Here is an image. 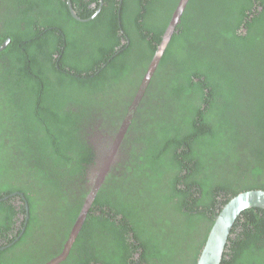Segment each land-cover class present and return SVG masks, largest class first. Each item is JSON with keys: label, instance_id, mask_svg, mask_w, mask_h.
<instances>
[{"label": "trees", "instance_id": "trees-1", "mask_svg": "<svg viewBox=\"0 0 264 264\" xmlns=\"http://www.w3.org/2000/svg\"><path fill=\"white\" fill-rule=\"evenodd\" d=\"M72 2L82 20L67 0H0V264L62 253L93 187L92 128L116 135L147 74L58 264H197L223 206L264 189V0H188L155 67L181 0ZM221 264H264V209L237 218Z\"/></svg>", "mask_w": 264, "mask_h": 264}, {"label": "water", "instance_id": "water-1", "mask_svg": "<svg viewBox=\"0 0 264 264\" xmlns=\"http://www.w3.org/2000/svg\"><path fill=\"white\" fill-rule=\"evenodd\" d=\"M67 1L73 16L76 17L77 19H80L81 17L77 14L72 4V1L71 0H67ZM183 9H184L183 4L181 6L179 5V7L177 8L173 21L170 24V27L168 28L167 32L163 36V41L160 44L159 49L153 59L152 66L155 67L156 64L159 62L161 56L163 55L166 44L169 42L172 34L175 31L176 21L179 19ZM4 46L5 44L2 45V47L0 46V50L4 48ZM121 135H123L122 130L120 131L119 136L116 138L115 145L112 146L111 149L105 148L106 155H101V157L98 158V165H99L97 168L98 180L94 188L92 189L90 195H88L85 205L78 217L76 224L74 225V228L72 230V237L69 240V243L67 244V247L64 251L65 253L61 255L57 260H60V258H63L65 255L67 256V254L69 253V249L71 248L76 236L78 235L84 223V220L87 216V213L94 201L98 187L104 181L108 170L116 160L114 154L117 150V146L119 145L120 142L119 138L121 137ZM250 208L264 209V189H250V190L241 191L235 196H233L223 206V208L215 215L214 224L210 229L208 238L198 258L197 264L222 263L224 253L226 250V244L228 242L232 228L235 222L237 221V218L242 214V212ZM27 215L29 217V214Z\"/></svg>", "mask_w": 264, "mask_h": 264}, {"label": "flooded vegetation", "instance_id": "flooded-vegetation-1", "mask_svg": "<svg viewBox=\"0 0 264 264\" xmlns=\"http://www.w3.org/2000/svg\"><path fill=\"white\" fill-rule=\"evenodd\" d=\"M100 1H101V4L99 5V7L97 9L96 14H98L100 12V10L102 9L101 5L103 4L104 0H100ZM187 1L188 0H181L180 6L183 4V7H185L184 5H186ZM72 4H73V2H72ZM93 5H95V4L93 3ZM1 8H3V6ZM4 9H5V6H4ZM4 16H5V10L3 11V17ZM80 20H82V18H80ZM10 41H11V39L8 38L2 44V45L5 44L4 48L10 43ZM2 45H1V47H2ZM4 48H2V49H4ZM148 80H149V74L146 75V78L144 80V83H143L144 86L142 87L143 91L145 90V87H146L145 84L148 82ZM143 91H140L139 92L138 96L136 97V100L133 102V105L130 108L129 114L124 118V125L122 126V128H120L119 132L116 135H114V136H112L111 134L107 135L106 130H104V128L101 127V124L104 121L101 124H99L101 122V121H99V123L97 125H95L94 128H92V130H93V133L92 134L94 135L93 138H92V140H93L94 149H95L96 155H97V159H96L97 161H96L95 165L94 166H91V168L89 169V178L93 181L92 182V186H93L92 189L94 188V186H95V184H96V182L98 180V174H97V168L99 166L98 165V158H100L101 155H106L105 148L111 149V147L115 145L116 138L119 136V133L122 130L123 131V135H121V137L119 138L120 142H119V145L117 146V150H116V152L114 154V157L116 159H118V154L120 152L121 142L123 140L125 131L127 129L128 123L130 122V119L133 117V111L135 110L136 105H137V103L139 101L140 95H141V93H143ZM11 195H19L18 200L15 203L16 206L19 205V201H20L19 199L20 198H23V193L22 192H14V193L9 194V196H11ZM9 196H7V197H9ZM26 206H28V205L26 204ZM5 215L6 214H4L0 218V221H3L5 219ZM26 217L28 218V215ZM21 228L22 227H21L20 222H14L13 225H12V230L11 231L8 230V231H6V233H10L11 235H13L12 233H19L17 235H13L12 236V238H14V236H15V238H16L15 241H17V240L20 239V236L22 234V232L21 233L19 232ZM71 237H72V233H70L68 240L65 242V244H64L65 246L63 248L62 253L60 255H58L57 257H55L54 259H52L51 261H49L48 263H46V264H58L60 261H62V260H64L66 258V255H65L63 258H60V260H57L61 255H63L65 253L64 251H65V249L67 247V244L69 243V240L71 239Z\"/></svg>", "mask_w": 264, "mask_h": 264}]
</instances>
